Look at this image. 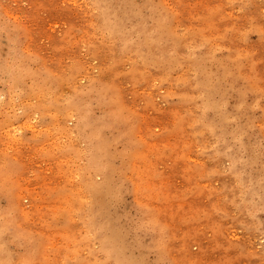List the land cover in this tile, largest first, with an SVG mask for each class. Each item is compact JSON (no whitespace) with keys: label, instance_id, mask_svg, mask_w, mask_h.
I'll return each mask as SVG.
<instances>
[{"label":"rangeland","instance_id":"374dc122","mask_svg":"<svg viewBox=\"0 0 264 264\" xmlns=\"http://www.w3.org/2000/svg\"><path fill=\"white\" fill-rule=\"evenodd\" d=\"M0 264H264V0H0Z\"/></svg>","mask_w":264,"mask_h":264}]
</instances>
